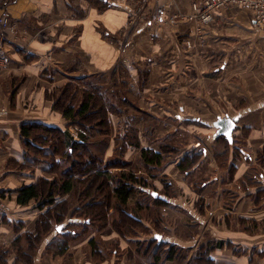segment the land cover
I'll return each mask as SVG.
<instances>
[{
  "label": "crops",
  "instance_id": "crops-1",
  "mask_svg": "<svg viewBox=\"0 0 264 264\" xmlns=\"http://www.w3.org/2000/svg\"><path fill=\"white\" fill-rule=\"evenodd\" d=\"M201 1L111 0L107 8L88 0L10 2L29 51L7 47L0 68V111L5 112L0 114V200L8 209L0 225V254L6 264L16 263L22 252L32 255V264H264V37L252 26L249 11L236 6L219 10L211 24L197 30L192 4ZM69 83L98 90L111 106L106 159L114 154L120 128L132 131L123 157L126 169L130 161L141 164V150L160 152L178 143L176 151L163 153L162 160L175 161L163 173L166 194L152 200L136 190L127 202L139 223L127 233L114 229L120 215L113 207L102 228L82 233V218L73 215L78 202L70 192L55 196L53 204L41 197L16 202L18 189L58 179L63 169L49 171L40 139H26L28 146L21 127L38 122L78 139V127L53 109L58 89ZM224 117L235 124L230 139L217 133L216 122ZM175 134L193 137L200 148H181ZM193 155H198L195 166L183 174L179 162ZM191 172L195 185L190 187ZM168 189L173 196H167ZM54 207L65 213L62 231L78 236L53 230L30 244L41 216L54 214ZM154 208L158 212L152 215ZM185 215L193 224L190 236L161 230V220L169 227L165 220L181 222ZM48 222L56 225L54 219ZM138 230L145 233L137 236ZM59 237L67 240L64 253L55 243ZM155 237L165 246L159 255ZM217 242L222 246L205 253V246ZM170 246L175 253L168 258Z\"/></svg>",
  "mask_w": 264,
  "mask_h": 264
},
{
  "label": "trees",
  "instance_id": "trees-1",
  "mask_svg": "<svg viewBox=\"0 0 264 264\" xmlns=\"http://www.w3.org/2000/svg\"><path fill=\"white\" fill-rule=\"evenodd\" d=\"M108 2L106 0H91L92 4L97 5L100 3L105 8L110 6ZM54 99L53 109L59 111L63 118L71 121L72 125L77 126L79 130L84 131L86 134L83 135L81 131H78V139L73 140L67 130L57 127L39 124L38 122L22 126L20 134L25 141L26 139L34 141H36V138L40 139L39 151L49 159L47 161L49 164L48 170L58 173L62 164H64V168L60 171L59 174L61 176L58 179L53 178L50 181L40 180L37 185L24 186L18 189L16 202L19 205H25L31 199L41 197L40 199L45 204H53L55 196H63L70 192L73 200L78 202L73 215L78 214L77 216L82 218V220L78 219L79 223L84 227L82 233L88 231L87 229L91 227L102 228L107 221V209L110 207H113L114 211L120 215L119 220L113 223L114 229L120 234L129 232L131 228H137L139 226L138 220H136L137 217L128 212L127 202L136 190L152 200L156 198V192L145 191L148 187L146 180L139 176V174L137 175L135 172H128L126 170L128 164L123 161V157L127 148L132 145L130 143V132L126 131L122 136L117 135L115 137L113 155L116 154L118 160L114 164H111L110 160L105 162L102 160V165H96L95 161L98 162V160L94 158L98 157H95L97 153L92 148V133L94 131L97 133L96 138L107 137L110 134L108 113L111 112V106L107 102L108 100L94 88L79 89L78 86L70 83L58 89L57 97ZM25 143L31 147L32 143L30 141H26ZM42 146L47 147V151ZM171 151L176 150L164 146L161 147L160 152L149 148L143 149L140 155L141 165L143 167H159L163 161V153ZM197 157L198 155L186 156L179 162L178 167L183 174L187 173L186 171L191 169L193 165L195 166ZM262 158L264 160V156ZM105 167L114 168V175L111 174L112 172L110 173V171L106 170L107 168ZM112 199L116 201L115 204L111 203ZM159 205H164V203L161 202ZM136 206L139 207L140 205L136 203ZM53 213L51 214L49 210L41 216L39 222H41L42 228L39 224V228L34 236H30L32 238L30 244L53 230L57 235L63 236L68 234L72 239L78 236L79 233L77 232L76 234L74 230H72L73 232L69 230L62 231L61 228L58 230L60 226H63L65 213L55 209V207L53 208ZM50 219H54L56 225L53 226L48 222ZM4 221L5 218L3 216L2 223ZM55 243L57 248L60 249V253L66 251L67 240L59 237ZM152 243L153 250H156L155 253L157 255L162 253L165 247L164 243L158 242L157 237L152 240ZM91 244L93 245V249H95L96 245L93 242ZM221 246L222 244L219 242L213 244V246L208 244L204 250L207 253L210 249ZM30 248L32 249L34 246L30 245ZM174 250V246L168 248V258L171 257L170 254L175 253ZM116 252V250H113L112 254L114 255ZM3 255L4 253L0 254V264H6L3 260ZM19 255L14 264H32V255L24 257L23 252ZM206 258L211 261L208 254H206Z\"/></svg>",
  "mask_w": 264,
  "mask_h": 264
},
{
  "label": "built area",
  "instance_id": "built-area-1",
  "mask_svg": "<svg viewBox=\"0 0 264 264\" xmlns=\"http://www.w3.org/2000/svg\"><path fill=\"white\" fill-rule=\"evenodd\" d=\"M10 3L7 0H0V68H2L6 62L7 47L16 51L28 52L21 40L20 34L16 27L15 21L11 16ZM236 6L249 11L251 24L256 30L264 36V0H202L201 2H195L192 4L193 15L191 20L198 23L197 30L204 26H208L214 20L217 12L224 8ZM187 46H190L189 42H186ZM5 113L0 111V114ZM83 135L86 133L82 130H78ZM7 207L3 205L0 200V225L2 224L3 216L7 212Z\"/></svg>",
  "mask_w": 264,
  "mask_h": 264
},
{
  "label": "rangeland",
  "instance_id": "rangeland-1",
  "mask_svg": "<svg viewBox=\"0 0 264 264\" xmlns=\"http://www.w3.org/2000/svg\"><path fill=\"white\" fill-rule=\"evenodd\" d=\"M7 1L10 3L12 0H7ZM88 1H89V3L91 2V0H88ZM93 1H95V0H93ZM106 1H109L110 2L111 0H106ZM15 24H16V22H15ZM16 27H17V24H16ZM17 29H18V33L21 34L18 27H17ZM38 33H41V32H38ZM22 36L24 37V35H22ZM45 37L47 39H49L48 33L45 34ZM25 46L28 47V44L25 45ZM76 101H78V100H76ZM126 131L132 133V131L130 129H127L126 130L125 128H123V129L120 128V129H118L116 131L115 137H116V135L122 136ZM96 135H97V133H95V131H94L92 133V139H91L92 140L91 143H92L93 151L95 153H97L95 157H98V158H94V159H97L98 160V162L95 161L96 162V165H102V163H101L102 160H103V162H105L106 160H108V159H106V157H105L104 154L107 152L108 145H109V141H111V133L109 134L110 138H109V136H107V137H97L96 138ZM176 138L179 141L182 140V144H180V145L185 144V146H187L190 150L191 149H198V148H200V146H196L195 147L194 145H196V141L193 140V137L187 136L186 134H184L183 137L180 134H177V135L175 134L174 139H176ZM177 144L178 143H173L172 142V143H170L169 146L171 148H174L175 149ZM220 145L222 146V144H220ZM183 147H184V145L181 146V148H183ZM109 160H110L111 164H114L115 161L118 160L116 158V154L113 155ZM130 162H131V166H129L126 169L128 172H137L139 174V176L143 177V179L146 180L147 186L151 190H154L155 192H157L156 195L159 194L161 196V194H164V193L166 194V192L164 191L165 190V188H164V185L165 184H163V182H164V180L167 181L166 180V177L167 176H165L163 173L165 172V170L167 168L168 169H171L173 167L172 165L175 163V161L172 159L171 156L165 158V160L162 161L161 165L159 167H156V168L143 167L140 164L139 161H130ZM62 168H64V164L61 165V167L59 168V170H61ZM105 168H107L106 170L110 171V173H111V171L114 170V168H112V167H105ZM127 171H125V172H127ZM113 173L114 172H112L111 174L114 175ZM192 173L193 172H191L189 174V176L187 177V184L190 187L193 186V185H195L194 179H193V177L191 175ZM137 195H138L137 193L135 194V196L133 195L134 196V199H135V197ZM173 195H174L173 190L172 189H170V190L168 189V195L167 196H173ZM172 198H174V197H172ZM151 210H152L151 211L152 215H154L153 211L158 212V209H155V208L154 209H151ZM153 218H154L153 221H155V225L157 227H159L157 230H159L160 227L163 226L161 228V230H162L164 228V226H165L166 228L170 229L175 235H178L179 236V234L181 235V232H182V235H184V234L186 235V236H184V238L190 236L191 231L193 232V229H192L193 228V224L191 222V219L187 215H185V218L182 219L181 222H178V221L173 222V221H170V220L169 221L168 220H165L168 223V225H170L169 227L162 220H161V222L163 224L161 226L158 225V222H156V218L157 217L156 216H153ZM60 228L63 229L62 226L59 227V230H60ZM144 233H145V230H138V231H136L135 235H137V236L140 235V234L143 235ZM132 235H134V234H132Z\"/></svg>",
  "mask_w": 264,
  "mask_h": 264
},
{
  "label": "water",
  "instance_id": "water-1",
  "mask_svg": "<svg viewBox=\"0 0 264 264\" xmlns=\"http://www.w3.org/2000/svg\"><path fill=\"white\" fill-rule=\"evenodd\" d=\"M234 125V121L230 118L224 117L222 119H218V121L216 122V126L218 127L217 133L220 135H224L225 137L230 139V135L234 128Z\"/></svg>",
  "mask_w": 264,
  "mask_h": 264
}]
</instances>
